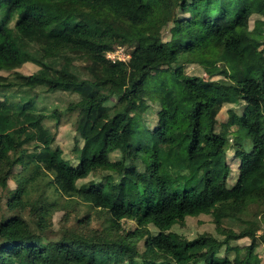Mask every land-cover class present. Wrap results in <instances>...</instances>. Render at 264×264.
<instances>
[{
  "label": "trees",
  "instance_id": "1",
  "mask_svg": "<svg viewBox=\"0 0 264 264\" xmlns=\"http://www.w3.org/2000/svg\"><path fill=\"white\" fill-rule=\"evenodd\" d=\"M42 1L58 14L0 0V110H14L8 126L0 113V264H264V0ZM213 44L220 65L206 58ZM117 47L126 61L106 58ZM26 63L36 72L16 71ZM186 64L208 78L186 75ZM59 92L79 99L65 111L39 105ZM225 104L243 112L217 132ZM64 112L74 115L75 162L46 126ZM58 196L113 222L57 230ZM199 215L217 236L173 231ZM242 239L249 245H232Z\"/></svg>",
  "mask_w": 264,
  "mask_h": 264
},
{
  "label": "rangeland",
  "instance_id": "2",
  "mask_svg": "<svg viewBox=\"0 0 264 264\" xmlns=\"http://www.w3.org/2000/svg\"><path fill=\"white\" fill-rule=\"evenodd\" d=\"M34 5L42 10L45 11L49 16H56L58 14L57 11L50 8L48 5H46L42 0H32ZM165 36L167 37V32L165 33ZM120 51V54H115V50L112 52V54H115V58H123L126 59L128 55V49L121 47L118 49ZM124 54V55H123ZM206 58L211 61L212 63L216 65H220V50L216 45H210L206 52ZM80 65H78L79 67ZM184 73L189 76H196L201 77L202 79H207L208 76L205 73V71L200 68L197 64H186L183 65ZM38 69L37 66H35L32 63H26L22 65L19 69L16 71L19 73H23L25 75H30L36 72ZM170 75V72L167 73ZM7 74L4 72H0V76H6ZM84 77V76H83ZM156 75H152L146 79V82H152L156 81ZM214 79H218V77H215ZM79 95L78 94H70V93H54L44 96L43 100L39 102V105L41 107H45L48 111H53L54 109H58L59 111H65V109L70 106L72 103L78 101ZM111 105H115V100H110ZM185 106L188 107V105L185 104ZM244 105H229L225 104L218 116H217V126L216 131H220V125L225 123L227 119L229 118V112L232 111L236 116H240L243 112ZM186 111V109H184ZM0 113L2 115L3 121L5 123V126H8L9 119L11 115L14 113V110L11 108L1 109ZM149 121L150 126L154 125L153 118L154 113L152 112L149 114ZM153 123V125H152ZM46 126L54 133L55 135V145L59 146L63 153L64 158L69 161H74V154L72 152V149L75 145V127H74V115H70L69 113H62V116L60 117V120L58 122H55L54 120H48L46 121ZM229 142L233 143L234 138L233 136H229ZM250 142V141H249ZM79 145L80 141H79ZM228 163L231 168V175L228 179V186L232 187V185L235 183V179L237 177V169H238V161L233 155L232 151L228 152ZM212 160V159H211ZM75 162V161H74ZM209 169L212 172H220L221 165L219 162L213 161L209 164ZM20 168H17L14 174L19 175ZM102 174L100 175H90L85 180L80 181L77 185L79 186L82 183H88L90 181H97L99 182L101 180ZM16 188V183L13 180L9 181V191H13ZM121 190V189H120ZM120 190L118 192H120ZM117 193V192H116ZM116 195V194H115ZM68 199V198H67ZM63 196H58L56 198L57 202V209H54L52 212L51 217V223L53 225V228L59 230L60 225H62L66 229H76L82 232L87 231H97L102 230V227H105L106 224H111L113 222V219L109 215H105L102 212H99L97 210H90L88 206H86L84 203H82L80 200H77L76 198H69L67 200ZM89 218L88 221L85 220V218ZM79 220L80 222H78ZM135 228L133 222L123 223V229L133 231ZM149 231L154 235L156 233V230L153 228H149ZM173 231L177 232L178 234L183 235L187 239L191 240L198 235L202 233H209L211 235L217 236L218 233L216 231V227L213 223V219L210 216L207 215H199L197 217H188L181 225H177L175 228H173ZM233 246H236L238 248H243L247 245H249V241L247 239H242L238 241L232 242ZM228 256L233 258L234 252L230 253ZM263 262V260H262Z\"/></svg>",
  "mask_w": 264,
  "mask_h": 264
},
{
  "label": "built area",
  "instance_id": "3",
  "mask_svg": "<svg viewBox=\"0 0 264 264\" xmlns=\"http://www.w3.org/2000/svg\"><path fill=\"white\" fill-rule=\"evenodd\" d=\"M121 47H117L116 49H115V54H118V52H119V54H120V51H118V49H120ZM115 54L113 55L112 54V52H109V53H107V55H106V58L109 60V61H111V62H116V61H126L127 59H128V55H126L127 56V58L126 59H121V58H119V57H117V58H115ZM124 55V54H123Z\"/></svg>",
  "mask_w": 264,
  "mask_h": 264
}]
</instances>
